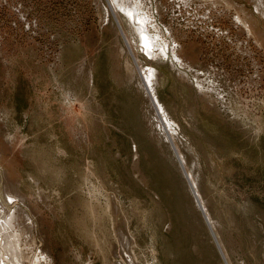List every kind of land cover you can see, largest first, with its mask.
Returning <instances> with one entry per match:
<instances>
[{
	"label": "rangeland",
	"instance_id": "obj_1",
	"mask_svg": "<svg viewBox=\"0 0 264 264\" xmlns=\"http://www.w3.org/2000/svg\"><path fill=\"white\" fill-rule=\"evenodd\" d=\"M255 5L0 0V193L17 199L23 264H264Z\"/></svg>",
	"mask_w": 264,
	"mask_h": 264
},
{
	"label": "bare ground",
	"instance_id": "obj_2",
	"mask_svg": "<svg viewBox=\"0 0 264 264\" xmlns=\"http://www.w3.org/2000/svg\"><path fill=\"white\" fill-rule=\"evenodd\" d=\"M116 3V0H114ZM118 1V0H117ZM120 1V0H119ZM255 2V10L259 15L264 16V2H262L263 0H253ZM129 2V1H128ZM135 2V1H134ZM140 6H142L141 4H139ZM117 6V5H116ZM120 6V5H119ZM130 7V6H129ZM133 7V6H132ZM113 8V7H112ZM118 8V7H117ZM119 9H121L123 11V14L129 18L133 23L132 25L134 26V30L136 35L140 38L141 40V49L142 52L152 61H157L158 60H165L166 58V49L164 47H162V50L160 53H157L154 49L155 46H153L154 44L149 41L150 38H148V35L146 33L145 30V26L143 25L146 22V18L144 16H134V14H132L131 10L128 11L127 9H123V6L119 7ZM136 9V8H135ZM134 9V10H135ZM115 10V8H114ZM117 12V11H116ZM134 12V11H133ZM144 13V12H143ZM141 15H144L141 13ZM124 17V16H123ZM237 23H240V25L242 26L243 31L246 30V32L249 30L248 26H246V23H244L243 20H241L239 17L236 19ZM135 21L138 23H135ZM150 25V24H149ZM148 27V25H147ZM146 27V29H147ZM130 30V29H129ZM133 30V29H132ZM245 33V32H244ZM248 33V32H247ZM124 38L127 41V44L129 45V42L127 40L126 35L124 34ZM249 36V35H248ZM152 39V38H151ZM151 42V43H150ZM156 44V43H155ZM158 45V44H157ZM130 47V46H128ZM131 49V47H130ZM159 49V48H158ZM158 51V50H157ZM132 57L134 59L135 62V58L136 56L134 54H132ZM142 57V56H141ZM175 57V56H174ZM173 60V59H172ZM175 61L178 62L177 58H174ZM133 61V60H132ZM134 62L132 63V66L130 65V72L129 75L132 77L133 75L137 74L136 73V67L133 66ZM176 64V63H175ZM135 65V64H134ZM135 68V69H134ZM140 68V67H139ZM144 71V70H143ZM142 72V71H140ZM156 74L155 70L153 69H147L145 72H142V74H140V84L142 86V88L145 89V91L147 92V95H151L152 93V88H151V82L150 78L151 76H154ZM156 77V76H155ZM157 79V78H156ZM154 87V86H153ZM145 94V93H144ZM152 96V95H151ZM150 96V99L152 101L153 104H155L154 106L156 107V109H159V106L157 105L158 103L155 102V99H152ZM203 96V95H202ZM148 97V96H147ZM155 97V96H154ZM211 98V97H210ZM157 105V106H156ZM162 111V110H161ZM163 116V115H162ZM166 119V118H165ZM163 120V118H162ZM161 120V122H162ZM165 121V120H164ZM166 122V121H165ZM167 125V123H165ZM164 124V125H165ZM163 125V124H162ZM168 130V127H166ZM164 129V128H163ZM170 131V130H169ZM3 184V183H2ZM2 186V185H1ZM10 185L5 184L4 185V190H5V194L2 196V191L0 193V246H2V250L0 248V264H7L5 262V260H3V252L5 253L8 261L10 264H23L22 262H28L29 257L26 256V254L22 253L20 250V241H21V237L22 235H24V229H20L23 228L25 225L23 224V226H19L18 223L21 220V216L18 214V212H8L7 211V204H14L16 202V197H12L10 194L11 192L9 188ZM9 187V188H8ZM2 189V188H1ZM10 195V196H9ZM15 195V194H14ZM4 199V200H2ZM4 204H2V202ZM16 208V207H15ZM14 210V209H13ZM17 214V215H16ZM21 214V213H20ZM3 217V218H2ZM24 217V216H22ZM23 220L21 221L22 224ZM20 224V225H21ZM17 226V230L14 229ZM26 229V227H25ZM28 231V230H27ZM26 231V232H27ZM23 233V234H22ZM26 236V235H25ZM30 237V236H29ZM2 239V240H1ZM26 240V239H24ZM26 247V246H25ZM46 250V249H45ZM25 252V251H24ZM47 252V250H46ZM30 254V253H29ZM4 255V256H5ZM5 257V258H6ZM41 258V257H40ZM4 262V263H3Z\"/></svg>",
	"mask_w": 264,
	"mask_h": 264
}]
</instances>
